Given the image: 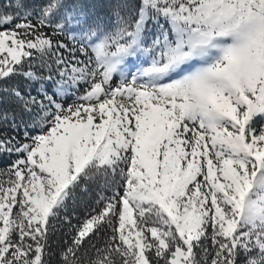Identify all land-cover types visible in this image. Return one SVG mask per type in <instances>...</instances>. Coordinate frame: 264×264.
<instances>
[{
    "label": "snow or ice",
    "instance_id": "6c2138e0",
    "mask_svg": "<svg viewBox=\"0 0 264 264\" xmlns=\"http://www.w3.org/2000/svg\"><path fill=\"white\" fill-rule=\"evenodd\" d=\"M0 93L23 113L0 111V264H264V0L117 2L94 25L14 0ZM90 185L112 195L54 248Z\"/></svg>",
    "mask_w": 264,
    "mask_h": 264
},
{
    "label": "trees",
    "instance_id": "16d2710c",
    "mask_svg": "<svg viewBox=\"0 0 264 264\" xmlns=\"http://www.w3.org/2000/svg\"><path fill=\"white\" fill-rule=\"evenodd\" d=\"M14 3V0H0V8H3L8 3ZM35 4H40L43 0H33ZM121 4H133L136 0H65V3L69 5V10L75 8L87 18L86 25H94L96 23L107 24L110 16L112 7L115 3ZM4 10H10L4 8ZM63 39V37H62ZM69 56L68 53H65ZM70 58V56H69ZM17 88L21 91L22 95L27 96L29 90L35 95V85H30L23 77H16L12 79L8 85ZM0 111L7 110L8 112H15L18 116L23 114L21 106L16 102L12 96H5L0 93ZM24 119L27 120V115H24ZM23 129H21L22 137ZM4 161L0 160V167H3ZM101 194L104 196H111V189H104L98 185H90L87 192H77L74 201L68 202L67 211L61 214V219L57 221V229L52 237L53 247L57 248L63 246L65 240L71 241V236L68 235V225L63 220L64 216H67L72 224H79L85 219L87 215L93 214L94 210L98 211L99 207L97 201L100 199Z\"/></svg>",
    "mask_w": 264,
    "mask_h": 264
},
{
    "label": "rangeland",
    "instance_id": "374dc122",
    "mask_svg": "<svg viewBox=\"0 0 264 264\" xmlns=\"http://www.w3.org/2000/svg\"><path fill=\"white\" fill-rule=\"evenodd\" d=\"M155 35H156V33H155ZM151 43V42H150ZM144 66H147V65H144ZM133 70L135 71V68H133Z\"/></svg>",
    "mask_w": 264,
    "mask_h": 264
}]
</instances>
